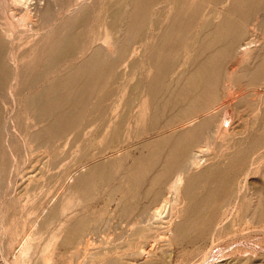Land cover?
<instances>
[{
	"label": "rangeland",
	"instance_id": "374dc122",
	"mask_svg": "<svg viewBox=\"0 0 264 264\" xmlns=\"http://www.w3.org/2000/svg\"><path fill=\"white\" fill-rule=\"evenodd\" d=\"M16 1L0 0V264H22L27 234L35 264L59 224L51 264H264V0ZM160 192L167 216L140 222ZM79 219L88 243L68 244Z\"/></svg>",
	"mask_w": 264,
	"mask_h": 264
},
{
	"label": "bare ground",
	"instance_id": "6f19581e",
	"mask_svg": "<svg viewBox=\"0 0 264 264\" xmlns=\"http://www.w3.org/2000/svg\"><path fill=\"white\" fill-rule=\"evenodd\" d=\"M9 1H11V0H9ZM17 1H19V0H17ZM16 1V2H17ZM64 1H67V0H64ZM76 1V0H75ZM205 1V0H204ZM225 1V0H224ZM228 1V0H227ZM233 1V0H232ZM63 2V1H62ZM206 2H207V0H206ZM212 2V1H211ZM211 2H210V5H211ZM40 3V2H39ZM209 3V2H208ZM51 4V3H50ZM64 4V3H63ZM218 4V3H217ZM25 5V4H24ZM44 5V4H43ZM69 5V4H68ZM206 5V4H205ZM64 6V5H63ZM66 6V5H65ZM234 6H235V4H234ZM236 6H238L237 4H236ZM210 7V6H209ZM23 8V7H22ZM44 8V7H43ZM230 9H231V7H230ZM229 9V10H230ZM210 10H211V7H210ZM215 10H216V8H215ZM228 10V9H227ZM231 11H233V9H231ZM47 12H49V6H47V7H45L44 8V10H43V16L45 17V19H46V16L48 15L47 14ZM225 12V11H224ZM228 12V11H227ZM244 12H245V10H244ZM247 12V11H246ZM226 13V12H225ZM22 14V13H21ZM228 14H230V12L228 13ZM243 14V13H242ZM11 15H13V13L11 14ZM27 15V14H26ZM244 15H245V13H244ZM18 16V15H17ZM243 16V15H242ZM244 17V16H243ZM207 18L208 17H205V19L204 20H207ZM228 19H229V17H228ZM241 19H243V18H241ZM14 20V19H13ZM243 21V20H242ZM241 21V22H242ZM19 22V21H18ZM239 22V21H238ZM240 22V23H241ZM222 23H224V22H222ZM17 24V23H16ZM242 24V23H241ZM242 25H240V27H241ZM51 27V26H50ZM238 27H239V25H238ZM28 28H29V26H28ZM36 28V27H35ZM29 32V31H28ZM107 35L106 34H104L103 36H102V39L104 40L105 39V37H106ZM94 50H96V51H93L94 53H96L98 50H97V48L96 49H94ZM46 68H47V65H46ZM43 69V68H42ZM45 69V68H44ZM43 69V70H44ZM40 71V70H39ZM42 71V70H41ZM192 79H193V77H192ZM194 80V79H193ZM211 84V83H210ZM208 109V108H207ZM205 110H206V108H205ZM207 111V110H206ZM191 118V117H190ZM192 119V118H191ZM5 121V120H4ZM191 123V122H190ZM5 127V126H4ZM201 128V124L200 123H196L195 125H193L192 126V129L193 130H196V131H199V129ZM6 130V129H5ZM206 144V143H205ZM206 150V149H205ZM203 155V150L202 149H198V150H196L195 152H192L191 153V155H189V157H188V166H195V167H199L200 166V164L202 163V162H204V161H202V158H201V156ZM109 156V155H108ZM152 161V160H151ZM180 165V162H175V161H173V162H170V165H169V168H171V167H173L174 165ZM203 164V163H202ZM183 165H185V164H183ZM206 165V164H205ZM204 165V166H205ZM186 166V165H185ZM202 166V165H201ZM148 168V167H147ZM186 168V167H185ZM145 169V168H144ZM149 169V168H148ZM187 169V168H186ZM191 169V168H190ZM197 169V168H196ZM183 171H186V170H183ZM146 173V172H145ZM183 173H185V172H183ZM71 174V173H70ZM136 174V173H135ZM127 175V174H126ZM133 175V174H132ZM156 175V174H155ZM72 176V175H71ZM128 176V175H127ZM154 176V175H153ZM175 176V179H174V181L173 182H171L172 184H171V190L176 194L177 192H178V189H179V186H180V184L183 182V174L180 172V170H179V173H177L176 175H174ZM130 177V176H129ZM71 179V178H70ZM132 179V178H131ZM156 179V178H155ZM173 179V178H172ZM134 182H131V188L132 189H135V186H137V183H138V181H140V176H136V177H134ZM125 182V179H122L121 180V182H119L117 185H115V187H114V189H117V188H119V187H121V185L123 184ZM139 184V183H138ZM59 190V189H58ZM67 190V189H66ZM180 190V189H179ZM170 191V190H169ZM70 192V191H69ZM68 192V193H69ZM67 194V193H66ZM169 194V193H168ZM69 195V194H68ZM167 195V194H166ZM172 196V195H171ZM158 197V199H159V203L157 204V205H155V206H153V208H150L151 209V211H147L146 213L147 214H149V215H147V217H144V218H142L141 220H140V222H145V224H150L151 225V222L153 221H162V219L165 217V216H167V215H165V209H166V207H167V204H169L170 206H171V203H170V199L169 198H167V196H165L164 195V192H160V194L157 196ZM70 199V198H69ZM157 199V198H156ZM175 199V198H174ZM176 200V199H175ZM172 201V200H171ZM178 201H180L179 199H178ZM177 202V201H176ZM180 203V202H179ZM172 204H174V203H172ZM71 205H73V204H71ZM74 206V205H73ZM180 206V205H179ZM72 207V206H71ZM65 208H68L67 206L66 207H63V210L65 209ZM176 208V207H175ZM46 210V209H45ZM168 210V209H167ZM176 210V209H175ZM67 211H68V209H67ZM173 211V210H172ZM232 211V210H231ZM176 212H177V210H176ZM178 213H180V212H178ZM83 217V216H82ZM46 219V218H45ZM44 219V220H45ZM140 219V218H139ZM167 219V218H166ZM227 219V218H226ZM225 219V220H226ZM138 222V221H137ZM140 222H139V224H140ZM169 222H171V220L170 221H167V220H165L164 221V225H165V223H167L166 225H168L169 224ZM31 223H32V225L35 227L37 224H39L38 223V221L37 220H35V221H31ZM163 222H161V224H162ZM172 223V222H171ZM42 224H44L45 225V227L47 226V225H49L50 223H49V220H48V218H47V220L46 221H43V222H41L40 223V225H42ZM138 224V223H137ZM144 224V225H145ZM153 224V223H152ZM72 225H74V228H75V232H74V235L72 236V237H74L73 238V240H71V241H68L69 243L68 244H74V245H79L80 243H83L84 245H87V243H88V240H84V237H85V235H86V230L88 229V225L85 223V222H83L82 220H76V221H74V223L72 224ZM71 225V226H72ZM93 225V224H92ZM155 225V224H154ZM95 226V225H94ZM160 226V225H159ZM162 226H163V224H162ZM161 226V227H162ZM30 227V226H29ZM92 227V226H91ZM137 227H138V225H137ZM142 227H143V225H142ZM147 228H149L148 226H146ZM152 227H153V225H152ZM135 228V227H134ZM141 228V227H140ZM139 228V229H140ZM163 228V227H162ZM31 230L33 229L32 227L30 228ZM29 229V230H30ZM35 229V228H34ZM33 229V230H34ZM154 229V228H153ZM167 229L168 230H170V228H168V226H167ZM215 229V228H214ZM262 229H264V228H262ZM28 230V231H29ZM31 230H30V232H31ZM41 230V229H40ZM59 230H61V225L59 224V225H57L56 226V228H54V232H53V234L52 235H49V237H48V239L46 240V243L43 245V248H42V250L40 251V253H39V257H38V260L35 262V264H51L50 263V257H49V255H48V253L47 252H49L48 250L49 249H51V248H49L50 247V245H51V242L53 241V239L56 237V235L58 234L57 233V231H59ZM73 230V229H72ZM150 230V229H149ZM256 230V229H255ZM35 231H36V229H35ZM144 231V230H143ZM142 231V232H143ZM148 231V230H147ZM146 231V232H147ZM247 231V230H246ZM137 232V231H136ZM214 232V231H213ZM242 232H244V231H242ZM24 233V232H23ZM35 233V232H34ZM36 233H38V232H36ZM135 233V232H134ZM145 233V232H144ZM143 233V235H145ZM150 233V232H149ZM148 233V234H149ZM72 234V233H71ZM167 234V233H166ZM31 235V234H30ZM24 236V235H23ZM32 236V235H31ZM160 236V235H159ZM158 235H157V237H159ZM72 237H70V238H72ZM161 237H162V235H161ZM164 237V236H163ZM158 238L157 240H153V241H151V243H149V248H147L146 250H145V252H147V250H150V248L151 247H153L154 245H155V243H157V242H161L162 240H165L166 241V239H168V238H166V239H164V238ZM155 238H156V234H155ZM154 238V239H155ZM87 239V238H86ZM219 240V239H218ZM67 242V241H66ZM164 242V241H163ZM169 243V242H168ZM34 242L32 241V239H30V237L28 236V234L27 235H25L22 239H21V241L19 242V245L18 246H16L17 248V250H15L14 252V256H13V261L15 262V263H19V262H21L22 264H32V262L34 261L33 260V257L34 256H32V255H34L33 254V250H32V247L34 248L35 246H34ZM161 244V243H160ZM36 245V244H35ZM163 245H165V244H163ZM85 247V246H84ZM159 247V246H158ZM78 249V248H77ZM141 250H142V248H141ZM149 252V251H148ZM80 253V252H79ZM75 254H78L77 252H75ZM74 254V255H75ZM77 256V255H76ZM78 258H80L79 256H78ZM78 260V259H77ZM80 260V259H79ZM74 261V260H73ZM76 261V260H75ZM133 262V261H132ZM79 263H80V261H79ZM136 263V262H135ZM2 264V263H1ZM70 264H72L71 262H70ZM73 264H75V263H73ZM77 264V263H76ZM81 264V263H80Z\"/></svg>",
	"mask_w": 264,
	"mask_h": 264
}]
</instances>
